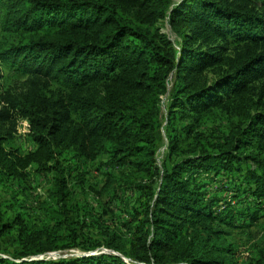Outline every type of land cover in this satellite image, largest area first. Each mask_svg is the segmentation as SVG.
I'll return each mask as SVG.
<instances>
[{
	"label": "trees",
	"instance_id": "1",
	"mask_svg": "<svg viewBox=\"0 0 264 264\" xmlns=\"http://www.w3.org/2000/svg\"><path fill=\"white\" fill-rule=\"evenodd\" d=\"M0 64L25 76L12 91L0 72V177L49 172L62 203L41 226L9 220L0 203V236L20 244L0 264H238L227 228L264 208V0H5ZM218 114L229 125L216 140L199 127ZM20 119L35 145L26 152L14 143ZM67 152L144 179L125 233L92 237L67 214ZM220 174L240 179L245 206L216 205L203 180ZM99 247L110 252L31 258ZM246 264H264V238Z\"/></svg>",
	"mask_w": 264,
	"mask_h": 264
},
{
	"label": "rangeland",
	"instance_id": "2",
	"mask_svg": "<svg viewBox=\"0 0 264 264\" xmlns=\"http://www.w3.org/2000/svg\"><path fill=\"white\" fill-rule=\"evenodd\" d=\"M5 14V0H0V32ZM160 29L169 39L175 42L178 38L171 31L166 20L159 23ZM0 72L4 75L3 88L14 91L23 87L25 76L18 75L4 64H0ZM173 75L168 78L167 92L161 98V119L166 114L165 105L172 88ZM229 120L222 114L205 118L199 130L211 139L219 140L228 131ZM28 123L18 120L14 143L22 152L35 147L27 134ZM165 142V140H164ZM165 152V145L157 154L156 163L161 165ZM107 157L102 156L94 161L77 159L71 153H64L62 166L65 168L67 190L65 209L67 214L81 225V231L98 237L102 235L105 226L117 228L125 233L122 222L125 221L143 197L140 187L143 178L131 172L129 166L112 168L107 164ZM240 179L236 176L220 174L215 180L204 179V189L210 195L220 198L216 205L222 208L243 207L246 204L241 190L238 195L234 191ZM0 203L9 220H13L17 213L28 222V225L41 226L48 224L50 217L59 209L54 192L53 175L40 174L33 168L26 171L25 180H8L0 177ZM259 217L252 223L243 218H235L234 224L244 225L228 227V241L236 251L238 264H246L247 260L256 254V243L264 238V208ZM20 250L16 232L12 231L0 236V256L11 257ZM110 252L104 247L84 252L78 248L47 252L39 257L57 259L65 256L81 255L85 253ZM33 258V257H31Z\"/></svg>",
	"mask_w": 264,
	"mask_h": 264
},
{
	"label": "water",
	"instance_id": "3",
	"mask_svg": "<svg viewBox=\"0 0 264 264\" xmlns=\"http://www.w3.org/2000/svg\"><path fill=\"white\" fill-rule=\"evenodd\" d=\"M40 255L36 256V257H33V258H39Z\"/></svg>",
	"mask_w": 264,
	"mask_h": 264
}]
</instances>
